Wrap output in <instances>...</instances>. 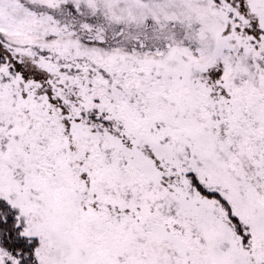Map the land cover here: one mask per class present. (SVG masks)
<instances>
[{
	"label": "snow or ice",
	"instance_id": "1",
	"mask_svg": "<svg viewBox=\"0 0 264 264\" xmlns=\"http://www.w3.org/2000/svg\"><path fill=\"white\" fill-rule=\"evenodd\" d=\"M0 264H264V0H0Z\"/></svg>",
	"mask_w": 264,
	"mask_h": 264
}]
</instances>
